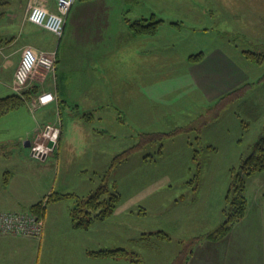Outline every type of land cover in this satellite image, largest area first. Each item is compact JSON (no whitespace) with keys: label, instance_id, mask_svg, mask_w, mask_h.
I'll return each instance as SVG.
<instances>
[{"label":"rangeland","instance_id":"1","mask_svg":"<svg viewBox=\"0 0 264 264\" xmlns=\"http://www.w3.org/2000/svg\"><path fill=\"white\" fill-rule=\"evenodd\" d=\"M47 1L50 5L56 3V0ZM83 1L85 0H77L76 2L82 3ZM149 1L158 3L159 16L154 14L152 16L150 13L143 17L127 15L124 31L127 33L126 37L131 38L132 33H134L131 28L132 24L140 21L158 20V32L168 31L172 25L176 29L179 28V36L173 34L171 40L172 45L176 48V53L172 55L175 67H171L169 64L166 67H161L162 64L164 65L165 57L159 58L158 74L159 77H164L161 80H165L163 85L167 87L170 98L180 99L182 103L183 101L187 102L190 99L189 96H194L196 102H191L188 107L186 104L180 103L183 108L176 107V104L173 105L172 103L164 104L162 107L167 108L166 110L160 108L161 105L152 107L142 100L141 118L133 120L127 115L125 127L122 125L113 127L112 123L106 124L107 120L104 121L103 126L97 123L98 128L103 127L110 132L117 130L118 137L116 140L110 138V148L124 145L125 148H121L120 152L128 149L129 146L139 140L141 132H171L178 127L186 128L187 124H191L205 114L207 108L215 103L221 94L213 98H208L206 95L204 99L201 93L190 92V95L184 94L185 97H181L182 91L186 90L183 87L179 89L183 82L186 84L196 83L194 78H180V75L190 76L193 74L192 66L195 64L189 63L187 70V61L184 62V57L190 50L195 49V52L190 53L188 57L203 53V58H207L208 54L205 56L204 52L209 53L221 45L223 49L234 52L235 58L242 63L241 66L244 69L251 72L252 78L250 76V79L255 82L247 93L232 100L218 117L211 120L208 125L203 126L200 131L197 132L194 128L176 130V134L165 138L167 140H164L161 149L157 143L138 149L111 170L112 158L119 151L111 155L110 163L104 166L101 163L97 167L81 169L80 160L71 163L70 171L72 168L76 173L85 170L83 174L93 178L96 182L92 186L94 189L99 187L107 175V183L110 189H117L121 197L109 217L93 222L92 232H89L93 235L92 248L125 247L128 251L140 253L142 264H170L183 246L190 243L189 239L214 230L222 222L225 196L231 188L230 179L236 173H240L241 157L250 153L252 146L264 134V48L261 44L254 43L255 36L250 35L252 40L247 41L244 34L236 30L232 31V29L227 30L230 25L216 21V18L224 17L222 14L223 6L228 0ZM166 1L168 5L162 7L161 5ZM171 1H173L172 4ZM40 2L42 1L0 0V15L2 12L4 14L0 21V33L6 31L9 34L10 31H14L16 37L20 36L17 45L24 43L25 40L23 39L27 38L28 30H35L40 36H49L50 32L28 22L29 5ZM254 4L256 5L257 2L254 1ZM83 11L86 12V9ZM262 12L263 15L253 14L254 19L264 17V11L262 10ZM245 15L250 16L252 12H239L238 16L243 25L245 24L243 22L246 18ZM160 16L167 19L165 20L167 24L162 25V27L160 22L164 21L165 18ZM12 21L15 22L14 28L7 30V23ZM83 27L84 25H82L81 30ZM258 27L264 30V23H259ZM22 36L23 38H21ZM143 36H145L143 38L148 39L146 35ZM62 44L61 41L60 50L63 49ZM161 44L158 41V46ZM165 44L168 45V48L172 46L167 40ZM236 46L239 51L238 56H236ZM198 47H203L206 51L196 50ZM247 50L263 53L262 62L257 64L246 59L243 52ZM15 53L16 51L12 53V56ZM222 56L229 58L233 55H226L225 53ZM80 58V56L75 57V59ZM169 61L170 57H168V63ZM176 67L178 69H175ZM162 68H167V70ZM229 72L230 80L241 74V71L238 70L233 73L229 70ZM242 74L248 78V73L242 72ZM49 78H51L50 75L44 81ZM206 80L210 82V78H206ZM222 82L225 83L219 80V83ZM35 84H37L36 81L31 86ZM47 90L53 92L52 89H47V82L45 84L44 82L39 83L38 93ZM17 92L20 93L21 91ZM152 105H156V102H152ZM169 106H174L171 107L173 110H170ZM251 106L254 107V110L251 109ZM44 112L52 120L58 117L54 109L36 108L33 115L39 120ZM83 112L76 110L75 113L81 115ZM90 112L92 111H86V113ZM63 117L64 121L69 120L66 110H63ZM4 119L6 118H0V122ZM64 126H67V123ZM44 127L41 128L39 137L45 143V147L48 146L45 152L48 153L53 147L48 145V139L42 135ZM68 127L71 126L68 125ZM87 127H92V125L89 124ZM191 141L195 145L194 148L198 149L197 157H195V149L190 145ZM73 178L72 172L65 176V173L61 171L57 175V182L62 184L63 180L70 181ZM246 183L249 200L246 215L234 225L232 232L230 231V234L224 236V239L206 242V239L202 237L200 241L196 240V243L190 246L195 250V254L194 257L191 255L188 264H264V172L255 173L248 177ZM67 186L72 188L73 181L69 182ZM75 204L74 201L73 207ZM161 230L169 234L171 238L167 240L156 234ZM58 233L62 235L58 238H63L60 245L64 256L61 257H65L64 263L70 262L73 259L66 260L65 256L69 245L68 234L62 229ZM143 233L148 234L151 239L141 243L133 239L139 238ZM94 259H110L109 262L95 260L94 264H135L130 259V261L128 259L121 260L120 263H115L111 258L94 257ZM131 259H135L134 254H132Z\"/></svg>","mask_w":264,"mask_h":264},{"label":"crops","instance_id":"2","mask_svg":"<svg viewBox=\"0 0 264 264\" xmlns=\"http://www.w3.org/2000/svg\"><path fill=\"white\" fill-rule=\"evenodd\" d=\"M41 1V4L55 8V4L50 5L47 0ZM131 1L76 2L67 16L61 38H57L52 32L43 28L51 34L44 37L35 30H28L27 38H24V43L20 45H17L20 36H10L16 34L14 31L9 32V39L8 34H5L7 37L0 40V97L17 92L14 73L25 46L31 45L49 51L56 50L58 55L55 75L44 82V84L47 82V89H52L55 93V101L33 108L31 104L36 96L31 95L32 98L26 103L0 115L1 119L6 118L0 122V211L30 209L33 204L45 199L52 192L86 196L93 191L92 186L96 184L93 178L84 175L85 170L76 173L72 168L70 171L71 163L80 160L81 169L97 167L101 163L103 166L108 165L111 155L125 148L124 145L110 148V138L116 140L117 130L110 132L106 128H98L97 123L103 126L104 121L107 120L106 124L112 123L113 127L121 125L125 127L127 115L133 120L141 118L142 100L152 107L161 105L160 108L166 110L167 108L162 107L164 104L172 103L176 104V107L183 108L182 103L188 107L191 102H196L194 96H189L190 99L182 103L180 99L170 98L167 87L163 85L165 80H161L164 77H159L158 74L159 58L165 57L164 65L162 64L161 67H166L167 64L175 67L172 55L176 53V48L171 40L173 34L179 36V28L176 29L172 25L173 31L171 29L164 32L157 31L154 35H146L148 39L135 33H132L130 39L127 38V33L124 32L127 15L143 17L150 13L152 16L153 14L159 16L158 3L134 0L131 4ZM254 1L257 2L256 5ZM167 5L166 1L161 6ZM223 8L224 17L216 18V21L230 25L227 30L232 29L244 34L247 41L252 40L250 35L255 36L254 43L261 44L264 48V30L258 27L259 23H264V17L255 20L253 16V14L263 15L264 0L252 2L228 0ZM83 9H86V12ZM241 11L252 12V15H245L246 18H243L245 26L238 16ZM160 17L165 18L160 22L162 27L167 24L165 22L167 19ZM7 25L8 27L4 28L12 30L15 22L12 21ZM82 25L84 27L81 30ZM166 40L172 45L169 48L165 44ZM61 41L63 42L62 50H60ZM158 41L162 43L160 46ZM214 49L209 53L204 52L206 50L203 47L196 49L203 51L205 56L208 54V57L193 63L195 64L192 66L193 74L188 71L192 76L180 75V78L190 77L196 80L195 84L183 82L184 84L179 86V89L182 87L186 89L182 91L181 97H185L184 94L190 95V92L195 94L199 92L204 99L206 95L208 98H213L246 80L253 81L250 79L251 72L241 66L242 63L235 58L233 51L225 50L221 45ZM236 50L237 54L238 47ZM15 51L16 53L12 56ZM192 52H195V49L190 50L184 57V62L187 61V70L191 63L188 56ZM225 53L233 56L224 58L222 55ZM79 56L80 59H75ZM168 57H170L169 63ZM177 67L175 69H178ZM162 69L167 70V68ZM229 70L232 73L238 70L241 74L230 80ZM242 72L248 73V78ZM206 78H210V82ZM219 80L225 83H219ZM152 102H156V105H152ZM171 107L174 106H169ZM36 108L54 109L58 117L52 120L44 112L38 120L33 115ZM63 110H66L68 121H64ZM76 110L92 112L87 118L84 112L76 115ZM65 123L67 126H64ZM89 124L92 127H87ZM44 125L59 128V135L56 144L52 145L49 141V145L53 147L51 151L37 155L35 146L41 142L39 134ZM61 171L65 173V176L72 172L74 178L70 181L63 180L62 184H58L57 175ZM71 181H73L72 188L67 186ZM74 201L75 197H68L47 203L44 213V230L40 238L0 234V264H94L95 260L109 262L110 259H94V256L89 254V250L93 249V235L89 233L92 232L93 222L87 228L75 225L71 215ZM61 229L68 234L66 260L73 259L67 263H64L65 257L62 258L64 252L60 243L63 238H58L62 237L58 233ZM88 234H90L89 238ZM213 241L219 240L206 239V242ZM194 254L193 249L192 257ZM111 259L115 263L125 260L124 257Z\"/></svg>","mask_w":264,"mask_h":264},{"label":"trees","instance_id":"3","mask_svg":"<svg viewBox=\"0 0 264 264\" xmlns=\"http://www.w3.org/2000/svg\"><path fill=\"white\" fill-rule=\"evenodd\" d=\"M3 16L4 14L2 12L0 15V21L2 20ZM158 27L159 21L154 20L149 22H136L132 24L131 28L137 35L150 36L156 33ZM5 34H8V32L0 33V40L7 37V35ZM10 36L13 37L15 35ZM10 36L8 34V38ZM262 54L263 53L261 52L257 53L250 50L243 52V56L246 59H248L249 61L252 60V62H256L257 64L262 62ZM202 59L203 53H199L189 57V61L191 63L200 62ZM254 84V80H246L245 82L240 83L239 85L225 91L218 97L213 105L207 108L205 114H203L205 116L204 118L203 115H201L191 124H187L186 128L178 127L171 132H141L140 138L135 144L129 146L128 149H125L124 151L117 153L114 156L110 170L113 169L119 162L125 160L129 156V154L137 151L138 149L154 143H157L159 145V148H162L164 140H167L165 138H169L172 135L176 134V130L183 128H185L183 130H187V128H194V130H196L197 132L200 131L203 126L208 125L211 120L218 117L232 100L242 97L252 88ZM38 92L39 84H35L29 86L20 93L14 92L13 94L0 97V115L4 114L8 110L26 103L32 98L31 95L37 96L39 94ZM251 109L254 110V107L251 106ZM252 112L254 113V111ZM84 115L89 118L91 113L85 112ZM190 145L193 146V148L195 147L193 141L190 142ZM252 147L253 148L250 153L241 157L240 173H236L230 179L231 188H229L228 193L225 196V205L222 210V222L214 230L202 234L201 236H195L193 237V239H189L190 243L183 246V248L178 252L177 256L173 258V261L170 264H188L193 252V248H190V246L196 243V240L200 241L202 237L204 239L208 238L211 240H220V238L226 236L232 230L234 225L246 215L249 204V200L247 197L246 180L248 177L252 176L255 173L264 172V134L260 136V139ZM194 149L193 150L195 151V157H197L196 153H198V149ZM106 176L107 175H105V177L103 178V182L99 185V187L91 191L86 196H78L74 193L52 192L48 194L45 199H42L33 204L30 209L22 211H30L43 218L44 220V213L47 203L59 201L68 197H75L76 204L74 205V207H72L71 210L72 220L76 226H83L87 228L95 220H103L107 216L109 217L121 198L120 193L117 191V189H110L107 183ZM156 234H158L161 238L167 240L171 238L170 235L163 230L158 231ZM133 239H135V241H138V243H141L148 241L151 238L148 236V234L143 233L139 238ZM89 254L98 258L124 257L125 259H130L131 262L135 264H142L140 253H138L137 251H128L127 248L120 246L116 248L90 249ZM132 254H134L135 259H131Z\"/></svg>","mask_w":264,"mask_h":264},{"label":"built area","instance_id":"4","mask_svg":"<svg viewBox=\"0 0 264 264\" xmlns=\"http://www.w3.org/2000/svg\"><path fill=\"white\" fill-rule=\"evenodd\" d=\"M77 0H56L55 8H49L41 3L30 4L28 7V21L34 25L52 32L57 38L64 33L67 16ZM57 51L35 48L31 45L23 48L20 61L14 73L16 91H23L36 81L45 82V78L54 76L56 72ZM34 80V81H33ZM41 81V82H40ZM56 95L52 91H42L37 96L32 107L47 105L55 101ZM44 138L52 145L56 144L59 128L52 125L44 127ZM48 146L42 141L35 146L37 155L45 154ZM44 230V220L30 211H0V234L17 235L40 238Z\"/></svg>","mask_w":264,"mask_h":264}]
</instances>
